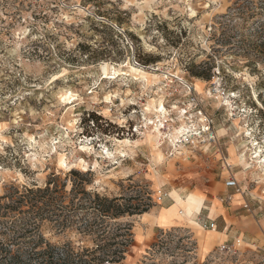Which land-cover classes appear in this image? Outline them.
Returning a JSON list of instances; mask_svg holds the SVG:
<instances>
[{"label": "rangeland", "instance_id": "rangeland-1", "mask_svg": "<svg viewBox=\"0 0 264 264\" xmlns=\"http://www.w3.org/2000/svg\"><path fill=\"white\" fill-rule=\"evenodd\" d=\"M256 148L264 0H0V196L64 183V211L77 212L65 231L44 221L48 241L92 245L78 203L96 192L129 210L177 207L145 245L142 213L110 219L129 247L109 264H264ZM70 169L86 173L85 197L69 193ZM23 215L0 220L17 228Z\"/></svg>", "mask_w": 264, "mask_h": 264}, {"label": "trees", "instance_id": "trees-1", "mask_svg": "<svg viewBox=\"0 0 264 264\" xmlns=\"http://www.w3.org/2000/svg\"><path fill=\"white\" fill-rule=\"evenodd\" d=\"M200 72L191 70L194 76L210 78V73ZM69 175L77 177L71 179L69 193L74 197H85L84 195L90 193L85 187L86 173L70 169ZM64 187V183L60 184L56 178L50 177L44 186H24L23 189L12 187L0 196V215L14 218L17 214H25L17 228L7 227L5 224L8 221L0 220V235L9 237L5 241L0 240V264H109L124 258L129 241L112 239L109 220L125 212H146L150 205L129 210L117 201L118 198H109L94 192L90 205L78 203V209L81 208L84 213L81 221L85 220L78 231L83 235H90L93 238L92 245L76 247L70 241L55 244L43 236L41 225L50 220L59 231L67 229L73 215L71 213L77 212V207L72 211H64L66 205L61 201L66 193ZM8 230L12 234H8Z\"/></svg>", "mask_w": 264, "mask_h": 264}, {"label": "crops", "instance_id": "crops-1", "mask_svg": "<svg viewBox=\"0 0 264 264\" xmlns=\"http://www.w3.org/2000/svg\"><path fill=\"white\" fill-rule=\"evenodd\" d=\"M171 207L169 209L166 208L165 210L160 209L156 212H144L141 214V223L139 224L140 228L135 229L134 227V241L136 244L145 245L148 243L149 238L155 229H165L175 224L172 220L175 218L173 216H176L177 207Z\"/></svg>", "mask_w": 264, "mask_h": 264}, {"label": "built area", "instance_id": "built-area-1", "mask_svg": "<svg viewBox=\"0 0 264 264\" xmlns=\"http://www.w3.org/2000/svg\"><path fill=\"white\" fill-rule=\"evenodd\" d=\"M226 164H228V163L226 162ZM230 181H231V180H230ZM231 183H234V181L232 180ZM235 185H236V184H235ZM235 190H236V192H239L240 194L245 193L244 190H243V188H241V187L238 186V185H236ZM244 206L247 207V203H244ZM209 226H210L211 228H214V227H215V224H214L213 222H210V223H209ZM235 242L238 243V242H240V240L237 239ZM226 246H227V245L222 244V247H223V248L226 247ZM227 247H228V246H227Z\"/></svg>", "mask_w": 264, "mask_h": 264}, {"label": "bare ground", "instance_id": "bare-ground-1", "mask_svg": "<svg viewBox=\"0 0 264 264\" xmlns=\"http://www.w3.org/2000/svg\"><path fill=\"white\" fill-rule=\"evenodd\" d=\"M257 148H259V147H257ZM249 149H251V148H249ZM261 151H262L261 149L254 150V152H253V153H255L254 157H259L260 158V161H263L264 162V153L262 154ZM261 157H263V158L261 159Z\"/></svg>", "mask_w": 264, "mask_h": 264}]
</instances>
